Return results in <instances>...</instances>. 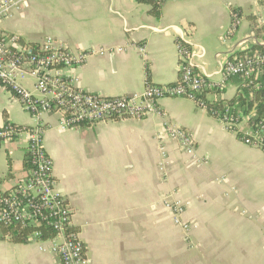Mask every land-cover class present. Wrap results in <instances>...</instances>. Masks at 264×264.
I'll use <instances>...</instances> for the list:
<instances>
[{
    "label": "crops",
    "instance_id": "1",
    "mask_svg": "<svg viewBox=\"0 0 264 264\" xmlns=\"http://www.w3.org/2000/svg\"><path fill=\"white\" fill-rule=\"evenodd\" d=\"M151 9L138 0H26L0 21V34L15 33L27 42L53 37L76 51L123 47L62 70L104 97L142 92L147 81L177 82L179 38L191 44L196 72L215 83L222 81L225 60L241 58L240 52L253 44L264 45V33L247 19L254 15L264 24V0H166L159 17ZM232 9L241 21L227 36ZM244 82L230 78L206 97L232 99ZM24 85L36 94L30 81ZM160 105L165 118L193 135L196 158L169 138L165 118L158 114L66 130L58 128V115L43 116L51 125L44 146L86 245L85 264H264V152L245 145L188 98L165 97ZM5 122L34 124L21 101L0 87V127ZM26 138L0 143L23 141L24 153L15 163L18 180L25 176ZM161 143L168 152L166 170L159 168ZM13 170L12 159V176ZM7 175L0 176V184L13 187L18 180L10 183ZM167 195L188 201L185 218L197 224L188 235L166 211ZM0 264L59 261L35 241L0 239Z\"/></svg>",
    "mask_w": 264,
    "mask_h": 264
},
{
    "label": "built area",
    "instance_id": "2",
    "mask_svg": "<svg viewBox=\"0 0 264 264\" xmlns=\"http://www.w3.org/2000/svg\"><path fill=\"white\" fill-rule=\"evenodd\" d=\"M25 4L26 0H1L0 21ZM240 21L239 12H233L227 36L237 31ZM19 37L15 33L0 34V87L8 89L21 101L34 124L25 127L5 122L0 127V143L27 137L30 169L13 187L0 184V223L31 229L28 241L37 242L41 251L55 254L59 264H85L86 245L75 228L73 209L66 195L57 187L53 160L44 146V136L51 128L43 119L45 114L58 115V128L61 130L128 117L144 118L151 114L165 118L160 100L184 97L216 118L245 145L264 152V116L258 117L253 111H236L229 104L214 108L211 106L213 100L206 97L211 90H221L233 77H242L249 86L260 80L257 85L264 89V52L225 60L222 81L215 83L196 72L192 46L187 39L179 38L176 42L177 82L158 85L147 81L142 92L104 97L85 90L77 77L63 74L62 70L81 66L90 56L122 52L123 47H90L76 51L53 37L24 43ZM24 81L31 82L36 94L24 85ZM164 126L169 138L176 141L187 155L196 158L197 145L193 135L167 118ZM160 153L159 168L166 170L168 152L163 143L160 144ZM199 162L204 163L200 159ZM188 204V201L170 195L163 199L173 224L187 235L197 227L185 218Z\"/></svg>",
    "mask_w": 264,
    "mask_h": 264
},
{
    "label": "trees",
    "instance_id": "3",
    "mask_svg": "<svg viewBox=\"0 0 264 264\" xmlns=\"http://www.w3.org/2000/svg\"><path fill=\"white\" fill-rule=\"evenodd\" d=\"M139 2H147L152 5L150 10L151 14L156 17L161 16L163 2L159 0H138ZM233 12H238L236 9H232ZM240 16V13H239ZM247 19L251 21L252 28L259 34L264 33V24L259 25L254 15L247 16ZM20 41L24 43V39L19 37ZM254 52H264V45L253 44L248 49L240 52V57H244ZM260 80H255L253 84L247 85V81L243 83L244 90L232 99L217 98L211 102V106L214 108H223L225 105H237L244 108L246 113L253 111L258 117L264 116V89L259 87L257 83ZM9 172L7 177L12 176V159L7 158ZM30 169L28 154H25L23 159V170L28 171ZM32 230L22 227L20 225H4L0 223V239H7L12 243H23L28 241V236Z\"/></svg>",
    "mask_w": 264,
    "mask_h": 264
},
{
    "label": "rangeland",
    "instance_id": "4",
    "mask_svg": "<svg viewBox=\"0 0 264 264\" xmlns=\"http://www.w3.org/2000/svg\"><path fill=\"white\" fill-rule=\"evenodd\" d=\"M22 144L23 141H17L0 147V176L4 177L8 174L7 158L13 159L14 162V176L10 177V183L16 182L21 176V171L17 169L15 163L22 158L24 153Z\"/></svg>",
    "mask_w": 264,
    "mask_h": 264
}]
</instances>
